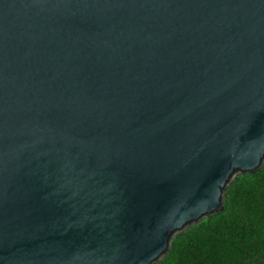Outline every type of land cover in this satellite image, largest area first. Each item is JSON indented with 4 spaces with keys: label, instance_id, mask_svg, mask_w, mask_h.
I'll use <instances>...</instances> for the list:
<instances>
[{
    "label": "water",
    "instance_id": "95a60500",
    "mask_svg": "<svg viewBox=\"0 0 264 264\" xmlns=\"http://www.w3.org/2000/svg\"><path fill=\"white\" fill-rule=\"evenodd\" d=\"M264 161V0H0V264H153Z\"/></svg>",
    "mask_w": 264,
    "mask_h": 264
},
{
    "label": "trees",
    "instance_id": "16d2710c",
    "mask_svg": "<svg viewBox=\"0 0 264 264\" xmlns=\"http://www.w3.org/2000/svg\"><path fill=\"white\" fill-rule=\"evenodd\" d=\"M153 264H264V161L224 188L222 209L173 234Z\"/></svg>",
    "mask_w": 264,
    "mask_h": 264
}]
</instances>
